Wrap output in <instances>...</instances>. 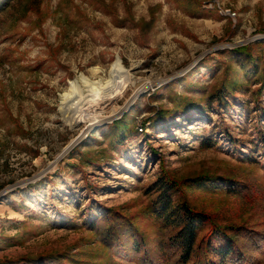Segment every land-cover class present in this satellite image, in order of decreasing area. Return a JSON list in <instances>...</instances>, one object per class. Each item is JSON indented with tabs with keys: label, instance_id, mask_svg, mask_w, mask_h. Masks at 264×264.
I'll return each mask as SVG.
<instances>
[{
	"label": "rangeland",
	"instance_id": "rangeland-1",
	"mask_svg": "<svg viewBox=\"0 0 264 264\" xmlns=\"http://www.w3.org/2000/svg\"><path fill=\"white\" fill-rule=\"evenodd\" d=\"M240 47L258 77L245 75ZM117 58L132 80L98 101L99 88H121L110 76ZM263 74L264 0H15L0 12V264L43 255L34 264H142L144 253L132 251L142 236L154 263L168 264L175 251L148 196L166 172L218 221L263 234ZM73 79L79 86L64 111ZM226 85L235 91L211 100ZM96 115L103 120L83 133ZM70 117L87 120L73 127ZM201 174L260 197L251 205L188 184ZM247 240L264 264V242Z\"/></svg>",
	"mask_w": 264,
	"mask_h": 264
},
{
	"label": "trees",
	"instance_id": "trees-1",
	"mask_svg": "<svg viewBox=\"0 0 264 264\" xmlns=\"http://www.w3.org/2000/svg\"><path fill=\"white\" fill-rule=\"evenodd\" d=\"M14 1L0 0V12L11 7ZM235 53L241 59L240 65L246 72V76L260 75L256 66L257 62L248 47L237 48ZM260 77L264 86V74ZM228 86L213 92L211 100L222 102L226 94L235 91V86ZM167 115L173 114L160 113L161 117ZM183 184H186L184 180L166 172L153 182L148 192V196L151 197L152 216L160 224V228L167 232L164 236L166 245L175 251L168 264H256V259L247 250L248 246L244 237H248L247 241L252 243V246L262 247L264 233L257 234L251 226L234 227L225 221H218L216 215L218 213L205 211L195 205L184 191ZM188 184L208 192L217 193L224 190L230 195L249 201L251 205L255 204L260 197V194L254 192L251 186H239L232 179L216 174H201L189 178ZM110 223L108 220L104 229L101 228L106 235L110 233ZM146 245L145 238L142 236V241L134 242L133 253H144L140 259L142 264H159L160 262L154 263V259L152 260L148 255ZM42 257L46 256L22 257L15 262L34 264Z\"/></svg>",
	"mask_w": 264,
	"mask_h": 264
},
{
	"label": "bare ground",
	"instance_id": "bare-ground-1",
	"mask_svg": "<svg viewBox=\"0 0 264 264\" xmlns=\"http://www.w3.org/2000/svg\"><path fill=\"white\" fill-rule=\"evenodd\" d=\"M229 13L234 14V16H236V13L235 12L233 13L230 9L226 10V14L228 16H231ZM93 72H94L95 75H99V74L103 73V70H101L99 68H94ZM110 76H111V80L113 79L115 81L114 83L117 82V83H119L121 85V88H118V85L117 84H115V87L114 88H109L108 87L109 85H107V86H105L103 88H99V89H102V92L99 93V97H96V98H98L97 99L98 101L99 100H103V101H105V103H107V101L114 100L116 97L120 96V94L123 93V89L125 87L123 85V83L126 80H132V77H131V74H130L129 70L126 68V66L124 65V63L122 62V60L120 58H117L116 61L112 64L111 69H110ZM80 77H81L80 80L82 82L86 83V84L87 83H90L92 86H95L96 85L98 87H101V86H99L101 84L100 82L92 81L89 77H87L84 74H81ZM110 82L111 81L109 80L106 83L107 84H110ZM78 84H79L78 79L70 80V82H69L70 89L61 95L62 106H63V110L64 111L67 109L68 106H70V103L73 101V99H74V96L73 95L75 93L74 90L76 88H78V86H79ZM104 85H106V84H104ZM141 92H143V91H141ZM141 92L139 91L138 93H136L134 95V98L131 101L128 102V104L126 105V108L125 109H127L130 106V103L133 100H135L140 95ZM66 105H67V107H66ZM70 107H68V108H70ZM122 111H123L122 109L119 110L117 108H114V112H115L114 115L120 114V113H122ZM100 117H101L100 115H98V116L96 115V117H90L91 119H88L89 122H90V124L87 127L86 131L83 132V133H86L92 127H94L95 125L99 124L103 120ZM69 119H70L69 120L70 121V124L73 127H76V126H78L79 123L87 120V119H84V118H81V117H70ZM81 139H82L81 136L80 137H76L75 139H73L70 142V144L66 148H64L63 152L60 154V158H58V161L62 157H64L65 155H67L68 152L81 141Z\"/></svg>",
	"mask_w": 264,
	"mask_h": 264
},
{
	"label": "built area",
	"instance_id": "built-area-1",
	"mask_svg": "<svg viewBox=\"0 0 264 264\" xmlns=\"http://www.w3.org/2000/svg\"><path fill=\"white\" fill-rule=\"evenodd\" d=\"M231 16H234V14L229 13Z\"/></svg>",
	"mask_w": 264,
	"mask_h": 264
}]
</instances>
